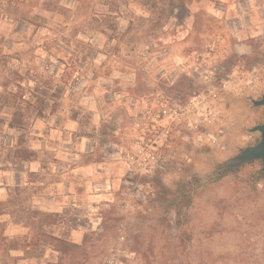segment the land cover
<instances>
[{"label": "rangeland", "instance_id": "obj_1", "mask_svg": "<svg viewBox=\"0 0 264 264\" xmlns=\"http://www.w3.org/2000/svg\"><path fill=\"white\" fill-rule=\"evenodd\" d=\"M246 2L264 8V0L0 6V222L5 235L20 237L15 264H264L261 161L217 172L259 141L250 130L264 122V107L252 100L264 95V74L242 94L225 89L228 79L212 78L219 114L214 126H224L227 135L212 132L195 149H184L186 164L154 177L142 209V195L123 185V148L145 99L163 83L179 84L186 97L203 91V79L192 89L184 74L172 77L176 70L167 56L187 57L217 42ZM253 18L264 27V11ZM255 58L252 66L264 64V39ZM250 65L246 61L249 71ZM37 90L48 95L44 118L34 110ZM200 130L189 139L197 142ZM18 145L34 153L20 173L8 156ZM19 174L16 191L11 184ZM45 196L48 212L61 215L49 219L61 243L29 224L42 220L31 206L43 205ZM32 238L34 246L24 248Z\"/></svg>", "mask_w": 264, "mask_h": 264}, {"label": "built area", "instance_id": "obj_2", "mask_svg": "<svg viewBox=\"0 0 264 264\" xmlns=\"http://www.w3.org/2000/svg\"><path fill=\"white\" fill-rule=\"evenodd\" d=\"M27 0H0V6L18 8ZM217 53V42H212L201 52L196 53V61L210 60ZM201 62V61H200ZM212 71L216 67L212 63ZM264 74V64L252 66L248 83L254 86ZM217 93L204 91L191 94L177 88H167L152 92L144 101L141 111L132 122V128L123 148L128 176L124 180L127 191H136L143 199L153 190V179L157 175L180 169L189 156L177 141V132L181 128L201 129L198 140L203 141L211 133L208 130L219 119ZM211 142L216 143V139ZM141 199L137 209L146 203ZM127 203H125L126 206Z\"/></svg>", "mask_w": 264, "mask_h": 264}, {"label": "crops", "instance_id": "obj_3", "mask_svg": "<svg viewBox=\"0 0 264 264\" xmlns=\"http://www.w3.org/2000/svg\"><path fill=\"white\" fill-rule=\"evenodd\" d=\"M258 5L259 3L257 2H246L244 8L236 10L237 16L239 17L233 21H229L225 26H223L222 33H220V36L217 39V53L215 54L214 58L210 60L202 59L200 62L196 61L193 56V54H196V52H193L192 55L187 57L180 54H169L166 60L168 61V64H171L173 67H175L174 70H176L171 76L173 77L179 74H184L182 75V79H186L187 85L192 89H196L198 87L197 84L201 81V79H203L204 85L202 90L206 93L215 92V88L211 84V80L215 76L218 77V79L220 77L223 79H228L226 80L227 82L224 81L225 89L232 90L235 94H242L246 92V90H249L250 85H246L248 83L249 77V69L247 70L245 68L246 61L251 64L250 66H252V64L256 61L255 57L258 51L261 49L262 39H264V27H261V25L257 24V21H255L253 18L254 13L257 12L262 14L264 11V8L261 9L258 7ZM212 63H215L216 65L214 73L211 70L213 65ZM161 74L164 75V70L161 72ZM176 85L179 87V84ZM177 87L175 84L172 85V88ZM167 88H170L169 85H164L163 83L157 90H166ZM198 92L200 91L198 90ZM224 103L225 102H222V104ZM229 107L237 106L230 104ZM141 109L142 107L138 109V113L141 111ZM134 119L135 118L133 117L131 121L133 122ZM224 129V126L220 127L216 125L211 127L208 132L217 133L222 138L223 136L227 135ZM194 131H196V129L186 127L181 128L177 132V141L178 143H181V148L183 151L184 149L189 150V148L191 150L195 149V147L200 145L198 142L201 141L198 140V134L196 136L197 142L194 139L195 137H191L193 139H189V136H192ZM205 140H208L207 136ZM42 169L45 170V166L41 168V170ZM36 171L34 170V172ZM4 178L5 175L0 173V181H2L0 182V201L2 199L1 192L2 188L4 187V184H2L4 182ZM22 179V174H19L18 176L16 175L15 181L14 183L12 182L11 185L18 188L21 187ZM49 203L50 197L45 196L43 205L35 204L31 207L33 211L42 209L41 211L48 212V209L46 208L48 207ZM19 238L20 237H9L8 235H5L3 231V223L0 222V264H15L14 257L21 255V251L18 248L8 247V244L5 243L4 239L6 241L10 240L15 243L19 241Z\"/></svg>", "mask_w": 264, "mask_h": 264}, {"label": "trees", "instance_id": "obj_4", "mask_svg": "<svg viewBox=\"0 0 264 264\" xmlns=\"http://www.w3.org/2000/svg\"><path fill=\"white\" fill-rule=\"evenodd\" d=\"M112 22V21H111ZM118 24V21L116 20V21H113L112 22V25L114 26V30H117L118 28H119V26L117 25ZM47 97H48V95H47V92L46 91H43V90H41L40 92L37 90L36 92H35V98H36V104H37V106L38 107H34V110H35V112H36V114H37V117L38 118H44L45 117V112H44V110H45V106H46V104L47 103H45L46 102V100H47ZM16 115H15V117L17 116V115H21V110L20 109H18V112L17 113H15ZM11 151H9V153H10ZM8 153V156H12V158H13V166H14V168L17 170V171H19V172H21V171H23V164H22V162H30V161H34V159H32V156H34V153H32L31 151H29V150H27V149H24L23 147H21L20 145H18V146H16V148H15V150H12V155L11 154H9ZM32 176V175H31ZM15 190L17 191L18 190V187L17 188H15ZM14 190V191H15ZM33 213H34V215H36V214H42V220H40V219H38L36 222H33V221H31V219H30V222L31 223H29V224H31V225H33V230H38V231H42V234L45 236V237H49L50 239H52V237H54L56 240H58L60 243L62 242V239H61V236H53L52 234L53 233H51V220H49L52 216H61L59 213H47V212H39V211H33ZM33 217H36V216H33ZM71 222H73V223H76L77 221H76V219H75V217H74V219H72V221ZM32 228V227H31ZM36 239V238H35ZM34 238H32L31 239V241L30 242H27V244H25L24 245V248H26V246L27 247H32V246H34V243H32L33 241L32 240H34V242L36 241ZM26 240H27V238H26ZM4 241H5V243L6 244H8V247H10V248H18V249H20L19 247H18V245H16L15 243H13L12 241L10 242V243H7V241L4 239ZM20 242V241H19ZM64 242V241H63ZM66 242V241H65ZM65 245L67 246L68 245V243L66 242L65 243ZM69 247H75V245H71V243H70V245H69ZM72 249V248H71ZM59 250H61V249H59V247H58V249L56 250V251H59ZM60 254H62V253H60ZM67 254V253H66Z\"/></svg>", "mask_w": 264, "mask_h": 264}, {"label": "water", "instance_id": "obj_5", "mask_svg": "<svg viewBox=\"0 0 264 264\" xmlns=\"http://www.w3.org/2000/svg\"><path fill=\"white\" fill-rule=\"evenodd\" d=\"M252 103L256 107H264V95L259 100H252ZM250 132H258L260 134L259 141L255 145L243 149L236 157L219 168L217 172L228 169L235 170L253 161H261L264 176V122L253 127Z\"/></svg>", "mask_w": 264, "mask_h": 264}]
</instances>
